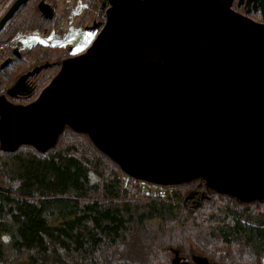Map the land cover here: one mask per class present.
Returning <instances> with one entry per match:
<instances>
[{
	"label": "water",
	"instance_id": "1",
	"mask_svg": "<svg viewBox=\"0 0 264 264\" xmlns=\"http://www.w3.org/2000/svg\"><path fill=\"white\" fill-rule=\"evenodd\" d=\"M27 0H14L0 31ZM230 0H103V22L26 104L0 95V150L56 145L84 132L121 173L156 186L207 188L264 199V24ZM37 7L51 19V3ZM2 65H4L2 63ZM43 66V65H42ZM28 71L7 90L24 92ZM171 264H216L172 250Z\"/></svg>",
	"mask_w": 264,
	"mask_h": 264
},
{
	"label": "trees",
	"instance_id": "2",
	"mask_svg": "<svg viewBox=\"0 0 264 264\" xmlns=\"http://www.w3.org/2000/svg\"><path fill=\"white\" fill-rule=\"evenodd\" d=\"M39 1L20 6L1 41L51 28ZM100 3L73 1L87 8L81 25L103 20ZM69 45L53 48L57 60L73 54ZM28 49L36 55L21 70L52 55L41 43L19 46L23 55ZM56 142L42 152L31 144L0 150V264H171L172 250L216 264H264V199L240 203L205 190L201 179L163 186L131 179L69 127ZM197 183L204 195L185 198Z\"/></svg>",
	"mask_w": 264,
	"mask_h": 264
},
{
	"label": "flooded vegetation",
	"instance_id": "3",
	"mask_svg": "<svg viewBox=\"0 0 264 264\" xmlns=\"http://www.w3.org/2000/svg\"><path fill=\"white\" fill-rule=\"evenodd\" d=\"M102 1L103 0H101V3ZM48 3L52 4V1ZM229 3H230L231 10L234 13L242 15V17L247 18L249 20L251 19L256 24H260V25L264 24V0H230ZM72 6H73V3H72ZM100 7H102V13H104L105 7L102 5H100ZM71 9H67V12H69V14L76 12V10H71ZM6 10L3 14L6 13ZM86 12H87V8H84V7L83 9H80V11L77 10V13H75L78 15L77 24L81 23L80 19L84 16V14H86ZM3 14H1L0 17ZM53 15H54V10H53L51 19H49V20H52L51 21L52 25L49 30H46L44 32L39 29L38 30L30 29V30H26L25 32L21 33L24 36H21L20 38L25 37L26 36L25 33H30V34L37 33V35H41L42 37L39 36L38 42H36V44L41 43L47 48L43 52L45 56L52 54L50 57L41 58L36 63L30 64V66L26 67V69L21 70L26 60H29L30 58L34 60V55H36V52L28 49L24 51L25 54L23 55V53L19 50V46L21 45V49L25 47L23 46L22 41H20L16 35L14 36V38H12V40L11 39L7 41L0 40V95L6 94L7 100L12 103L16 102L20 104H26L28 101L34 99L37 95L40 94V91L42 90L41 88L44 85H46L49 81H51V79L53 78V75L57 72V69L60 67V63H61L60 61L64 59L66 56L77 54L78 52L85 49V47L87 46L86 45L83 49L78 50V52H73V48L69 45L68 47L72 50L73 54L65 55V57L62 58L61 60L60 59L57 60L56 55H55L56 49H53V48L67 41L66 36H64L63 38H59L60 37L59 34L60 35L63 34L66 30H68V28L76 26L77 24L64 28V29H56L57 22L55 21ZM92 20L103 22V20L91 18L89 21L87 20L86 23L83 25V29L85 26L90 25ZM97 29L98 28L96 27L91 29L94 35ZM55 35L58 38H56ZM44 36L47 37V39H44ZM2 63L4 65H2ZM57 64H59L58 65L59 67L56 68V70L53 73H49L46 75L45 73L46 70L49 68H52L54 65H57ZM39 66H41V68H39L37 72H34L33 74L30 73L26 76L27 78L23 86L24 92H21V93L15 92L14 95L9 94L7 90L13 85L14 82L18 80V78H20L21 75L26 74V72L28 71H31V70L33 71L35 68ZM43 77H46L47 81H44L37 88V86L39 85L41 81V78ZM199 185L200 183H197V188L190 189V191L188 192V195L185 198L190 199L193 196L196 197L198 194L200 195V197H202L204 195V192L200 193L201 190L199 189ZM203 188L205 190H208L206 189L207 186L205 184Z\"/></svg>",
	"mask_w": 264,
	"mask_h": 264
},
{
	"label": "rangeland",
	"instance_id": "4",
	"mask_svg": "<svg viewBox=\"0 0 264 264\" xmlns=\"http://www.w3.org/2000/svg\"><path fill=\"white\" fill-rule=\"evenodd\" d=\"M13 2V0H1L0 2V15L5 12V10L10 6V3ZM71 10H77L80 11V9L77 8H72ZM25 37L20 38L22 35L21 33L16 35L20 41H22L23 46L25 47L26 45H33L38 42V39L42 37L41 35H34L30 33H25ZM67 37V42L70 44V46L73 48V52H78V50L83 49L93 38L94 34L92 30H85L83 29V25L77 24L76 26H73L71 28H68L63 34L60 35V37ZM66 40V39H65ZM64 40V41H65ZM58 43V42H57Z\"/></svg>",
	"mask_w": 264,
	"mask_h": 264
},
{
	"label": "built area",
	"instance_id": "5",
	"mask_svg": "<svg viewBox=\"0 0 264 264\" xmlns=\"http://www.w3.org/2000/svg\"><path fill=\"white\" fill-rule=\"evenodd\" d=\"M73 1L74 0H53L52 1L51 5H52V9L54 10L53 16H54L55 21L57 22L56 29H64V28L77 24L78 15L75 13L69 14V12H67V9H71ZM32 34L38 36L37 33H32ZM56 38L58 37L56 36ZM59 38H62V37H59ZM44 39H47V37L44 36Z\"/></svg>",
	"mask_w": 264,
	"mask_h": 264
}]
</instances>
